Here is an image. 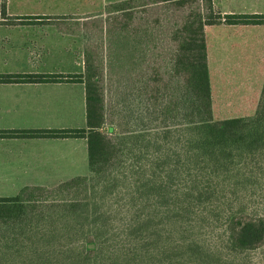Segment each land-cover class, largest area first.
<instances>
[{
  "label": "trees",
  "instance_id": "1",
  "mask_svg": "<svg viewBox=\"0 0 264 264\" xmlns=\"http://www.w3.org/2000/svg\"><path fill=\"white\" fill-rule=\"evenodd\" d=\"M34 23L82 36L83 71L0 82L84 84L86 127L34 133L85 138L89 173L0 196V264H254L264 250V80L253 114L215 119L207 28L264 26V12L112 0Z\"/></svg>",
  "mask_w": 264,
  "mask_h": 264
},
{
  "label": "crops",
  "instance_id": "2",
  "mask_svg": "<svg viewBox=\"0 0 264 264\" xmlns=\"http://www.w3.org/2000/svg\"><path fill=\"white\" fill-rule=\"evenodd\" d=\"M213 1L215 8L217 5L220 6L221 13H262L263 9H260V5L264 4V0ZM240 1L254 8H251L249 12H247L248 10L234 9L235 6H241ZM12 16L14 14L0 13V74H70L62 70L55 71V65L49 63L50 58L47 53L50 51L51 43L55 45V37L52 40L51 36L45 33V37L42 38L40 30L26 27L29 26L25 25L28 23L6 22ZM32 24L40 25L34 22ZM56 31L60 35H68L55 28ZM41 44L46 47L45 55L43 57H40L39 54V57L33 55L32 50L40 47ZM66 62L64 58L63 64ZM64 67H67V64ZM82 68L84 69V61ZM83 69L72 73L82 72ZM78 84L84 86L80 82L68 81L0 82V188L5 189L6 182H27L21 186L13 185V188L20 190L25 185L34 184L28 182H60L76 175H84L78 173L79 171L76 169V163L83 159L73 156L67 146L69 139L85 138L36 136L34 133L36 130L84 128L67 126L63 119V112H66L68 100L67 94L72 100L73 94H76L73 87ZM68 86L69 88H67ZM68 90L69 93H67ZM83 91L79 98L80 100L84 98L85 103V86ZM0 196L9 195L0 194Z\"/></svg>",
  "mask_w": 264,
  "mask_h": 264
},
{
  "label": "rangeland",
  "instance_id": "3",
  "mask_svg": "<svg viewBox=\"0 0 264 264\" xmlns=\"http://www.w3.org/2000/svg\"><path fill=\"white\" fill-rule=\"evenodd\" d=\"M109 1L112 0H7L6 14L10 13L14 14V16L6 22L28 23L25 24L29 25L26 27L40 30L42 38L45 37V33L50 35L52 40L55 37L56 43L55 45L51 43L50 51L47 53L50 58L49 63L55 65V71L62 70L72 73L83 69L84 38L82 36L60 35L57 31L55 32L53 25H47V23H37L41 26L32 23L57 16L95 14L104 10L105 4ZM1 2L2 0H0V13ZM240 5V7L235 6L234 9H239V11L248 10L247 12H249L251 8H254L246 3L243 4L241 1ZM231 7L230 9H232ZM216 9L221 11L219 5H217ZM260 9H263L262 12H264V4L260 5ZM207 34L214 118L223 119L253 114L264 80V26L221 24L208 27ZM45 52L46 47L43 44L32 50L33 55L39 54L40 57H43ZM64 58L67 61L65 64H63ZM66 64L67 67H64ZM73 88L76 90V94H73L72 100L69 99L70 96L67 94L68 100L66 112H63V119L67 126L85 127L84 98L82 100L79 98V95L84 92V86L78 84L74 85ZM67 93H69V90ZM104 130H107V126ZM67 147L73 153V156L83 159V161L80 160L76 163L78 173L88 174L86 140L69 139ZM6 183L5 189L0 188V194L12 196L19 192V189L13 188V185L21 186L27 182ZM28 183L54 186L59 181ZM254 264H264V250L254 254Z\"/></svg>",
  "mask_w": 264,
  "mask_h": 264
}]
</instances>
